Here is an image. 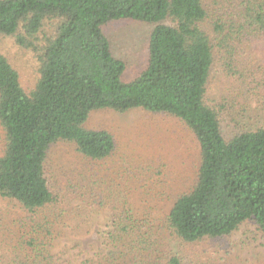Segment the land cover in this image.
Listing matches in <instances>:
<instances>
[{"label":"trees","instance_id":"1","mask_svg":"<svg viewBox=\"0 0 264 264\" xmlns=\"http://www.w3.org/2000/svg\"><path fill=\"white\" fill-rule=\"evenodd\" d=\"M117 21L154 26L147 65L129 82L104 33ZM0 38L14 39L39 62L27 92L0 54V199L18 207L9 227L0 224L8 264H58L63 233L49 152L66 142L93 163L111 158L114 136L86 128L102 110L179 120L199 144L200 167L193 188L158 224L129 214L109 187L90 201L82 195L91 208L114 202L115 211L103 235L109 251L87 264H186L174 243L227 237L248 221L264 239V126L250 116L254 102L264 107V66L249 53L264 39V0H0ZM217 62L235 82L210 100Z\"/></svg>","mask_w":264,"mask_h":264},{"label":"rangeland","instance_id":"2","mask_svg":"<svg viewBox=\"0 0 264 264\" xmlns=\"http://www.w3.org/2000/svg\"><path fill=\"white\" fill-rule=\"evenodd\" d=\"M153 28L134 21L104 26L114 55L127 64L123 80H133L146 67ZM249 53L264 66V39L254 42ZM0 54L18 71L22 87L30 91L39 78L36 55L19 47L12 38H0ZM233 82L217 62L208 89L210 100H220ZM255 103V112L251 109L250 116L257 127L264 126V107L258 111ZM86 128L110 132L116 151L108 160L93 163L81 157L70 143L59 142L50 149L48 180L59 199L55 208L58 217L61 215L63 233L55 252L58 264H87L109 251L103 235L115 213L114 202L97 210L84 202L82 195L86 193L85 200L90 201L91 193L98 194L109 187L125 198L122 205L129 214L158 224L165 220L177 198L193 188L200 167V147L194 135L182 122L167 115L143 110L123 114L102 110L91 113ZM223 130L230 132L227 124H223ZM3 139L0 126V156ZM17 213L18 207L0 199L1 225L9 227ZM174 245L186 264H264V239L252 221L227 237L207 239L196 245ZM9 253L1 237L0 264H8Z\"/></svg>","mask_w":264,"mask_h":264}]
</instances>
